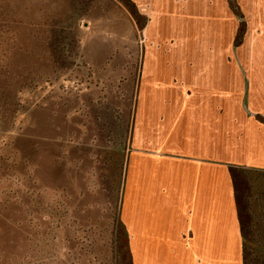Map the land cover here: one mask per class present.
Here are the masks:
<instances>
[{
	"label": "rangeland",
	"instance_id": "374dc122",
	"mask_svg": "<svg viewBox=\"0 0 264 264\" xmlns=\"http://www.w3.org/2000/svg\"><path fill=\"white\" fill-rule=\"evenodd\" d=\"M192 9L146 21L132 0H0V264H204L189 245H135V153L161 152L138 146L135 115L142 95H215L221 161L253 143L260 159L264 0ZM236 177L243 227L248 212L264 221V170ZM245 233L264 264V240ZM235 241L205 263L241 264Z\"/></svg>",
	"mask_w": 264,
	"mask_h": 264
},
{
	"label": "crops",
	"instance_id": "0c3cea01",
	"mask_svg": "<svg viewBox=\"0 0 264 264\" xmlns=\"http://www.w3.org/2000/svg\"><path fill=\"white\" fill-rule=\"evenodd\" d=\"M132 2L142 8L143 14L148 13L146 21L151 16H170L171 9L175 7L181 16L186 14L191 20L193 13L195 16L198 14L192 7L206 4V0ZM182 82L198 84L197 81ZM167 88L171 91L170 87ZM140 101L144 104L140 105L139 110L137 107L134 124L136 138L142 140L138 146L161 152L146 157L135 153V245H189L198 248L197 258L194 257L193 260L206 264L207 247L227 245V234L231 231L236 239L233 244L238 246L237 255L241 264L253 261L248 251L246 255L244 252V232L246 231L247 240H253L256 235V238L264 240V221L248 222V212L247 223L243 227L237 201L236 182L239 181L236 174L238 169L264 170V148H261L263 153L259 154V159V156L256 157L258 154L254 143L252 147L246 146V152L241 145V150H238L233 161L227 162L229 164L221 161V105L219 109H212V105L208 104L221 101L215 95L193 93L189 89L183 94H155L151 97L142 95ZM149 102L159 103L160 107L147 105ZM210 134L215 137L213 159L206 153L212 146L208 145V142L211 144ZM145 143L147 146H144ZM164 150L167 151V156L162 154ZM224 197L230 203L227 207L224 205ZM262 254L264 252H257V255Z\"/></svg>",
	"mask_w": 264,
	"mask_h": 264
}]
</instances>
